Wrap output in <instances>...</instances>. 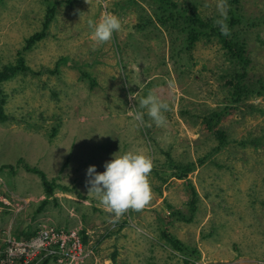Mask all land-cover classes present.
<instances>
[{
    "label": "rangeland",
    "instance_id": "rangeland-1",
    "mask_svg": "<svg viewBox=\"0 0 264 264\" xmlns=\"http://www.w3.org/2000/svg\"><path fill=\"white\" fill-rule=\"evenodd\" d=\"M162 1L0 0V67L26 66L1 88L0 195L14 207L0 210V238L49 223L81 229L93 246L83 264H264V0ZM52 7L47 35L26 49ZM192 7L216 25L194 43L175 13ZM105 14L122 26L96 44L87 21ZM149 91L168 104L163 126L132 119ZM128 150L151 158V198L116 218L88 193L86 170Z\"/></svg>",
    "mask_w": 264,
    "mask_h": 264
},
{
    "label": "clouds",
    "instance_id": "clouds-1",
    "mask_svg": "<svg viewBox=\"0 0 264 264\" xmlns=\"http://www.w3.org/2000/svg\"><path fill=\"white\" fill-rule=\"evenodd\" d=\"M219 19L215 23L221 34L227 36L229 30L226 20V10L221 8ZM94 43L103 44L112 38L113 33L119 32L121 19L113 14H105L95 20L87 21ZM139 108L144 111L133 110L132 119L139 124L145 123V115L157 126L166 122L164 113L168 111V104L161 101L151 91L139 100ZM103 172H96L95 165L86 170L88 193L99 197L100 203L119 218L129 208L142 209L151 198V188L148 175L152 169V161L143 150H128L123 153L117 151L111 154L109 160L103 164Z\"/></svg>",
    "mask_w": 264,
    "mask_h": 264
},
{
    "label": "built area",
    "instance_id": "built-area-1",
    "mask_svg": "<svg viewBox=\"0 0 264 264\" xmlns=\"http://www.w3.org/2000/svg\"><path fill=\"white\" fill-rule=\"evenodd\" d=\"M14 199L0 195V210L12 209ZM93 253L78 227L40 224L29 237L7 233L0 238V264H39L49 258L59 264H83Z\"/></svg>",
    "mask_w": 264,
    "mask_h": 264
},
{
    "label": "trees",
    "instance_id": "trees-1",
    "mask_svg": "<svg viewBox=\"0 0 264 264\" xmlns=\"http://www.w3.org/2000/svg\"><path fill=\"white\" fill-rule=\"evenodd\" d=\"M156 1H158L159 4H161V2H163L162 0H156ZM169 8H170V6H169ZM169 8H167V9H169ZM189 10L191 12L190 14H188L187 10H185V9H183L182 11L177 10L175 13L178 15L179 18H181V20H183V23L188 27V30H187L188 37L192 43H194L196 40H198L201 36L206 35V32H204L205 27L211 28L210 33L212 31L216 30L215 29L216 25L213 24V22L211 21L212 19H207V20L203 19L197 13L198 9L195 11V7L189 8ZM53 13H54V7L48 9V12L46 15V21L43 23L42 30L34 33L32 36H30L26 40V49H30L32 46H35L39 41H41L47 35V29L49 27V24L51 23ZM242 64H243L244 68L246 67V69H247V63H242ZM246 69H244V73H239V75H237L236 78H238L240 80L242 78H245ZM17 70H26V66L21 62V63H18V66L10 63V64H6V65H3L0 67V120H6L7 119V116L5 113V108H4L5 103H6V96L2 93V89H1L2 85L6 81L10 80L13 76H15V74L17 73ZM240 80L235 82V83H234V81H232V83H230L232 89L234 90L232 97L234 98L236 96L234 98L236 102L239 101V98H240L239 95H241V93H242L241 90L245 88V86H243V84L240 83ZM208 129L214 130V127L211 124V122H209V124H208ZM219 133L225 134L224 132H219ZM219 136L221 137L222 135H219ZM187 165L181 166L180 168L179 167L177 168L176 175L178 178H186L188 176V171L193 166H195L196 164H195V162H189ZM29 169L38 173L41 176L43 185H44L45 190H46L47 198L52 196L54 194V190H55V184L53 183V181L48 179V177L46 176V174L43 171L37 170L35 168H29ZM194 194H195V192H194ZM44 203H46V201ZM192 207L195 208V206H192ZM83 235H84V241L87 242L85 234H83ZM164 236L167 237L170 242H173L176 247L182 249L185 252H190L183 246V244L179 240L175 239L174 236L169 235L166 232L164 233ZM190 253H193V252H190ZM49 261H50V259L47 258V259L42 260L39 264H48ZM193 261L194 260H190L187 258L184 263H179V264H193L194 263Z\"/></svg>",
    "mask_w": 264,
    "mask_h": 264
}]
</instances>
